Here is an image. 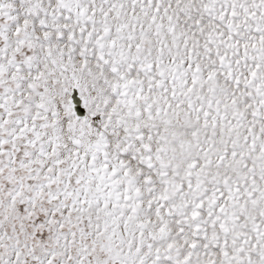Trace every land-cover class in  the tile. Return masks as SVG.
I'll list each match as a JSON object with an SVG mask.
<instances>
[{
  "label": "snow or ice",
  "instance_id": "6c2138e0",
  "mask_svg": "<svg viewBox=\"0 0 264 264\" xmlns=\"http://www.w3.org/2000/svg\"><path fill=\"white\" fill-rule=\"evenodd\" d=\"M0 264H264V0H0Z\"/></svg>",
  "mask_w": 264,
  "mask_h": 264
}]
</instances>
